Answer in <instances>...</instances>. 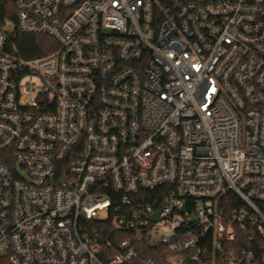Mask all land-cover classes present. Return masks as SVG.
Instances as JSON below:
<instances>
[{
  "label": "built area",
  "instance_id": "built-area-1",
  "mask_svg": "<svg viewBox=\"0 0 264 264\" xmlns=\"http://www.w3.org/2000/svg\"><path fill=\"white\" fill-rule=\"evenodd\" d=\"M13 2L0 264H264V0Z\"/></svg>",
  "mask_w": 264,
  "mask_h": 264
},
{
  "label": "trees",
  "instance_id": "trees-1",
  "mask_svg": "<svg viewBox=\"0 0 264 264\" xmlns=\"http://www.w3.org/2000/svg\"><path fill=\"white\" fill-rule=\"evenodd\" d=\"M16 9L13 0H0V23L4 24L7 19L15 21L17 15ZM55 46L54 40L45 35H28L19 32L18 29H15L11 34L10 49L26 59L39 55L44 56V54L52 51ZM99 223L101 221L95 220L93 224ZM163 251L164 249L159 253L158 262L159 264H168L164 261Z\"/></svg>",
  "mask_w": 264,
  "mask_h": 264
}]
</instances>
